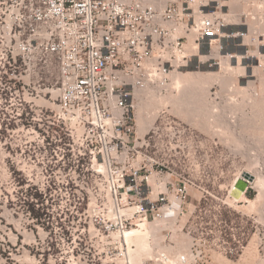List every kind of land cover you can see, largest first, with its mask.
<instances>
[{
    "label": "built area",
    "instance_id": "built-area-1",
    "mask_svg": "<svg viewBox=\"0 0 264 264\" xmlns=\"http://www.w3.org/2000/svg\"><path fill=\"white\" fill-rule=\"evenodd\" d=\"M212 1L163 0L156 7L147 0H0V129L28 136L38 164L22 176L56 201L37 203L50 214L38 220L63 226L53 211L57 201L66 214L85 204L86 218L98 210L100 228L110 236L100 239L107 251L95 247L94 258L105 253L115 264H131L136 245L126 240L128 230L179 221L190 197L195 213L214 195L209 183L226 174L225 150L214 157L218 142L166 108L144 135L138 131L140 92L166 88L173 69L189 66V37L199 47L224 35L228 22L219 10L196 19ZM161 148L172 152L174 167L159 158ZM183 163L189 176L179 173ZM71 233L63 242L81 258V242ZM232 240L236 247L227 256L244 247L240 235ZM201 243L193 238L195 261L206 257ZM180 261L187 263V255Z\"/></svg>",
    "mask_w": 264,
    "mask_h": 264
},
{
    "label": "rangeland",
    "instance_id": "rangeland-1",
    "mask_svg": "<svg viewBox=\"0 0 264 264\" xmlns=\"http://www.w3.org/2000/svg\"><path fill=\"white\" fill-rule=\"evenodd\" d=\"M150 1L151 6L164 5L163 0ZM214 10L227 18L224 35L197 45L195 52L190 48L196 44L191 35L186 44L189 53L193 54L189 66L173 69L166 88L149 86L140 92L145 99L138 108L143 106V114L148 120L152 116L148 128L162 108L179 120L196 126L202 135L218 142L214 157L219 158L222 149L228 150L227 165L231 177H235L233 173L237 176L246 171L255 175L253 187L244 199L248 203L239 207L234 198L227 195V182L211 181L209 188L214 195L202 209L192 214L190 201L193 199L190 197L185 205L186 215L179 221L171 219L169 222L164 220L168 223L147 224L151 230L154 225L158 232L152 230V239L156 237V241H152L156 244L154 255L146 258L144 264H264V0H214L210 7L197 11L196 19ZM37 102L44 103L45 100L40 98ZM144 102L149 106L147 109H144ZM138 108L140 132L139 117L143 114L140 115ZM142 133L140 135L145 134ZM171 154L161 148L158 156L169 159L174 167ZM36 164L24 132L0 129V264H115L105 253L101 258L92 256L95 247L107 251L100 239L110 236L100 228L103 222L98 210H92L86 218L83 214L85 204L81 212L66 214L57 201L53 211L60 221H64L63 226L55 222L57 228L44 224L31 213L29 204L37 201L32 194L46 192L36 185H27L22 172L32 171ZM188 167L183 163L179 173L189 176ZM192 192L199 195L194 188ZM42 200L45 207L56 203L46 194ZM67 226H70L69 231ZM70 232L71 239L81 242L84 250L81 258L73 250L72 243L63 242L66 233ZM234 235L244 239V247L227 256V250L236 247L232 240ZM194 237L206 241L198 246L206 257H198L197 261L191 257ZM165 246L166 250H163ZM163 252L168 261L161 257ZM182 255H187V263L180 261ZM117 264L125 263L122 259Z\"/></svg>",
    "mask_w": 264,
    "mask_h": 264
},
{
    "label": "bare ground",
    "instance_id": "bare-ground-1",
    "mask_svg": "<svg viewBox=\"0 0 264 264\" xmlns=\"http://www.w3.org/2000/svg\"><path fill=\"white\" fill-rule=\"evenodd\" d=\"M150 0H147V3L149 2ZM152 1H155V0H151L150 2H152ZM157 1V0H156ZM158 2V1H157ZM156 2V3H157ZM159 2H162V1H159ZM154 3V2H153ZM192 44H193V42H192ZM191 49H192V51H194L195 52V49L196 48H198L197 47V44H193L191 47H190ZM197 51V50H196ZM186 52L187 53H189L190 51L186 48ZM178 76V75H177ZM177 76H176V78L175 79H177L178 80V78H177ZM176 80V81H177ZM179 82H180V80H179ZM152 97V96H151ZM171 99H172V97H171ZM150 100V99H149ZM152 100V99H151ZM145 103V102H144ZM146 103H147V101H146ZM145 103V104H146ZM151 103H152V101H151ZM139 104H142L141 103V101H140V103ZM144 104V105H145ZM154 104V103H153ZM143 105V104H142ZM142 105H140V108H138L139 109V112H140V115L141 114H143V106ZM149 105V104H148ZM155 105V104H154ZM147 104L145 105V107H144V109H147V107H149V106H147ZM139 107V106H138ZM146 111V110H145ZM149 113V112H148ZM146 114H147V112H146ZM150 114V113H149ZM148 114V115H149ZM139 115V114H138ZM147 115V116H148ZM150 115H152V114H150ZM155 115V114H154ZM143 116H145L144 114L143 115H141V118L139 117V120H141V124H140V126H141V131H140V133H139V135L142 133V132H146V130L147 129H149L148 127H149V125H150V123H149V121H152V119H151V117H150V119L148 120V117H143ZM157 117V116H156ZM155 118V117H154ZM154 121V120H153ZM143 134V133H142ZM140 136H142V135H140ZM246 172H248L249 174H251V175H253V177H254V179H255V175L253 174V173H251L250 171H246ZM245 197H246V195H245V193L243 194V196L241 197V200L242 199H245ZM234 200L235 201H237V199H235L234 198ZM251 202V204L253 205L254 203L252 202V201H250ZM168 221V220H167ZM167 221H164V222H167ZM170 221V220H169ZM168 221V222H169ZM161 222H163V221H161ZM167 222V223H168ZM172 222V221H171ZM158 223V222H157ZM174 223V222H173ZM162 224H164V223H162ZM166 224V223H165ZM172 224V223H171ZM150 225H151V223H150ZM170 225V224H169ZM156 226V225H155ZM167 226V225H166ZM151 227V226H150ZM150 227H148V226H146V225H144V224H142L140 227H133L132 229H130V230H128L127 232H126V234L124 235L125 236V238L127 239V241L129 242V243H134L135 245H136V248L135 249H133L132 250V252H130V261H131V264H144V261H145V259L146 258H148V257H151L152 258V256L154 255V253H153V251H154V247L156 246V244L154 245V244H152V241L153 242H155L156 240H155V238L154 239H152V237L154 236V233H153V231H155V233L156 232H158V228L157 229H155V227H154V225L152 226L153 228H152V230H151V228ZM157 227V226H156ZM159 227V226H158ZM170 227V226H169ZM150 228V229H149ZM158 240V239H157ZM183 242V241H182ZM157 243H159V242H157ZM154 245V246H153ZM157 246L159 247V244H157ZM163 247V246H162ZM161 248V247H160ZM163 249V248H162ZM163 250H166V246L164 247V249ZM167 250H169V248L167 249ZM166 252V251H165ZM157 253H159V255L161 254L160 252H157ZM153 254V255H152ZM162 255H164V257H163V259L164 260H166V261H168L169 260V258H168V256H166V253H162ZM155 257H153V259H154Z\"/></svg>",
    "mask_w": 264,
    "mask_h": 264
},
{
    "label": "water",
    "instance_id": "water-1",
    "mask_svg": "<svg viewBox=\"0 0 264 264\" xmlns=\"http://www.w3.org/2000/svg\"><path fill=\"white\" fill-rule=\"evenodd\" d=\"M254 182L253 175L248 172H243L240 177L237 178L234 185L230 190V196L240 200L244 193L250 188V185Z\"/></svg>",
    "mask_w": 264,
    "mask_h": 264
},
{
    "label": "crops",
    "instance_id": "crops-1",
    "mask_svg": "<svg viewBox=\"0 0 264 264\" xmlns=\"http://www.w3.org/2000/svg\"><path fill=\"white\" fill-rule=\"evenodd\" d=\"M196 127V126H195ZM197 128V127H196ZM197 130L199 131V132H201V133H203L202 131H200L198 128H197ZM140 133V132H139ZM226 155H227V158L229 159V153H228V150H227V152H226ZM243 173V172H242ZM242 173H240L239 175H237L236 176V173H233V176H235V177H231L230 176V169H229V166L227 167V170H226V174H225V176L223 177V179H222V181H224V182H227V188H230V186H232V184L233 183H230V181H232V182H234L238 177H240L241 176V174ZM253 185V183L250 185V187H253L252 186ZM232 188V187H231ZM231 190V189H230ZM249 191V189L246 191V193ZM246 193H245V195H246ZM260 193V192H259ZM258 193V194H259ZM192 194H193V196H196L197 197V195L195 194V193H193L192 192ZM257 194V195H258ZM231 197V196H230ZM231 198H233V197H231ZM235 203H236V205L237 206H239V207H241V206H244V205H246V203H248V201L247 200H244V199H240V200H237V201H235Z\"/></svg>",
    "mask_w": 264,
    "mask_h": 264
},
{
    "label": "trees",
    "instance_id": "trees-1",
    "mask_svg": "<svg viewBox=\"0 0 264 264\" xmlns=\"http://www.w3.org/2000/svg\"><path fill=\"white\" fill-rule=\"evenodd\" d=\"M42 194L40 193H34L32 194V198H35L37 200V202L31 203L29 204V209L31 210L32 214L37 217L38 219H47L50 218V214L49 212H47L45 209L43 210V208H37V203H43L42 200Z\"/></svg>",
    "mask_w": 264,
    "mask_h": 264
},
{
    "label": "flooded vegetation",
    "instance_id": "flooded-vegetation-1",
    "mask_svg": "<svg viewBox=\"0 0 264 264\" xmlns=\"http://www.w3.org/2000/svg\"><path fill=\"white\" fill-rule=\"evenodd\" d=\"M43 198V197H42Z\"/></svg>",
    "mask_w": 264,
    "mask_h": 264
}]
</instances>
